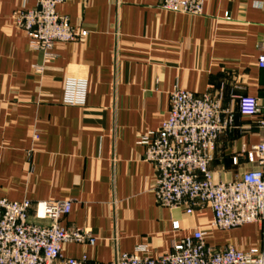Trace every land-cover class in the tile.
<instances>
[{
    "label": "crops",
    "instance_id": "obj_1",
    "mask_svg": "<svg viewBox=\"0 0 264 264\" xmlns=\"http://www.w3.org/2000/svg\"><path fill=\"white\" fill-rule=\"evenodd\" d=\"M160 2L66 0L57 11L88 34L56 42L39 72L43 55L14 20L36 0H0V196L70 200L61 225L90 228L97 240L65 244V256L109 264L144 248L157 257L196 229L215 249L264 252V224L223 230L212 226L208 206L188 213L157 201L156 171L141 142L161 127L176 87L221 94L225 105L234 95L264 104V0H206L199 15ZM69 80L85 84L83 102L66 101ZM262 141L260 117L237 113L214 150V178L257 168L243 151Z\"/></svg>",
    "mask_w": 264,
    "mask_h": 264
},
{
    "label": "built area",
    "instance_id": "obj_2",
    "mask_svg": "<svg viewBox=\"0 0 264 264\" xmlns=\"http://www.w3.org/2000/svg\"><path fill=\"white\" fill-rule=\"evenodd\" d=\"M65 1L36 0L35 7L14 13L15 23L29 38L31 48L43 55V64L34 66L39 72L53 60L56 42L77 41L88 34L57 11ZM160 1L165 10L199 15L206 0ZM260 49L259 65L264 67V41ZM66 86L68 103L84 101L85 84L69 80ZM237 113L259 116L264 128V104L254 96L234 95L225 105L221 94H196L179 87L171 91L170 109L161 127L141 140L146 146V160L156 171L157 201L169 207L181 206L188 213L208 206L214 214L212 226L223 230L247 223L264 224V141L243 151L247 162L256 163L257 168L236 179L217 181L210 168L218 139L233 128ZM233 162L237 163V157ZM71 209L70 200L34 202L0 196V264H102L87 256L64 255L65 244L94 245L97 240L90 228L61 225ZM179 227L175 221L173 228ZM144 250L117 253L109 264H264V252L257 248H213L206 242L203 229L175 242L166 254L152 257L143 255Z\"/></svg>",
    "mask_w": 264,
    "mask_h": 264
}]
</instances>
